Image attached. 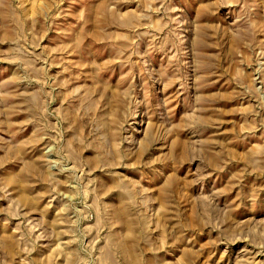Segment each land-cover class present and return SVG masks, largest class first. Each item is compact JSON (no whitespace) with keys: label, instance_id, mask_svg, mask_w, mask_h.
Instances as JSON below:
<instances>
[{"label":"rangeland","instance_id":"374dc122","mask_svg":"<svg viewBox=\"0 0 264 264\" xmlns=\"http://www.w3.org/2000/svg\"><path fill=\"white\" fill-rule=\"evenodd\" d=\"M0 264H264V0H0Z\"/></svg>","mask_w":264,"mask_h":264}]
</instances>
